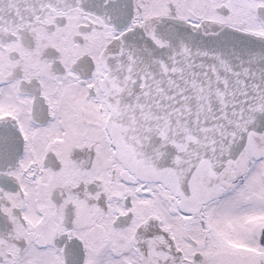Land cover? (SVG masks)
Returning a JSON list of instances; mask_svg holds the SVG:
<instances>
[{"label": "snow or ice", "instance_id": "6c2138e0", "mask_svg": "<svg viewBox=\"0 0 264 264\" xmlns=\"http://www.w3.org/2000/svg\"><path fill=\"white\" fill-rule=\"evenodd\" d=\"M0 264H264V0H0Z\"/></svg>", "mask_w": 264, "mask_h": 264}]
</instances>
